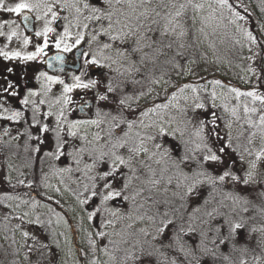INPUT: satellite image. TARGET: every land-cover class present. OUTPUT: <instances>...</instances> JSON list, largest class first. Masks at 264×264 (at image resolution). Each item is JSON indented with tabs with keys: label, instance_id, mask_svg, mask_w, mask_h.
Masks as SVG:
<instances>
[{
	"label": "snow or ice",
	"instance_id": "1",
	"mask_svg": "<svg viewBox=\"0 0 264 264\" xmlns=\"http://www.w3.org/2000/svg\"><path fill=\"white\" fill-rule=\"evenodd\" d=\"M152 2L153 0H52L51 3H43L46 8L44 16L51 15V20L45 21L43 31L35 33L37 37L43 36V43H37L35 51L23 59L31 61L44 54V49L49 46L48 34L56 31L50 25L59 19L68 20L67 15L61 17L60 13L74 10L77 14V28L81 26L79 17L83 16L88 22L83 23V29H89L90 23L93 25L87 37L85 31H77L74 42L67 43L66 37H70L71 32L70 25L65 24L61 34L55 39V47L68 53L86 42L89 48L95 44L97 50L80 51L83 64L77 68L79 74L72 75L71 84L58 76H49L46 72H41L40 76L48 82L43 86L46 92L50 91L48 87L50 84L63 85L62 94L55 101L57 104H69L71 98L66 94L74 89H95L93 103L85 101L81 110L84 107H95L96 118L70 121L63 107L55 114L51 111L43 113L40 118V109L36 106L32 111L27 140L29 142L35 140L32 151L39 153L41 145L48 139L45 134L50 133L51 147L43 156L56 161L62 157L70 158L72 163L58 171L67 173L76 171L87 181L83 183V191L77 194V201L81 205H94L88 212V220L103 212L113 218L102 221L104 227L124 219L131 221L127 224L128 229H132L135 223L147 224L138 231L118 233L124 243H128L125 237H135L131 246L125 249V264H205L206 261L215 264L221 246L230 245L234 251L240 239L247 240L251 236L250 232L244 236L246 224L243 219H232L228 212L221 209L229 207V204L225 203L228 201L233 206L232 213H235L236 206H242V210L248 212L247 205L251 201L243 190L253 185H261L259 197L264 200V179H257L258 167L264 162V148L255 152L249 147H243L241 150L237 142L243 136V132L233 137L232 124L228 123L226 125L228 131L222 134L216 123L219 117L215 112L211 114V120L199 119L195 115L197 110L205 108L204 103L199 102V89L195 85L171 82L170 73L174 72L178 78L187 76L193 73V69L186 65L196 63L194 58L185 53V49L196 46V37L193 33L191 42L185 43L189 37V30L186 27L187 22H182L181 17L189 8L196 13L204 9L205 5L194 0H185L183 3H177L176 0H158L156 7H150ZM217 2L221 8L232 7L228 0ZM40 8L41 2L29 3L21 0L14 6H6L5 0H0V10L18 16L24 10L33 12ZM157 8L167 11L162 15ZM215 11L213 9L208 17H200V23L206 26L215 18ZM234 15L239 16V13ZM157 18L166 22L160 28H153V25L160 23V19ZM29 19L28 15L23 16L24 22H28ZM35 19L41 20L42 17L37 14ZM188 20H191V27L194 28L197 16L192 15ZM13 24L15 21L4 20L0 22V29L6 25L11 27ZM198 31L204 33V27ZM4 35L5 33L0 31V36ZM16 35L17 32L13 29L7 39L11 40ZM246 35L251 42H256V37L250 32ZM165 37L171 39L165 42ZM24 43H29L27 37ZM0 55L9 57L7 52H0ZM20 55L19 52H13L11 57ZM161 57L165 59L161 61ZM52 59L61 65L64 64L63 56L56 55ZM161 64L168 66V70H162L160 77L153 79L151 83L169 85L173 88L169 102L142 109L138 118H131L136 117L137 113V108H133L132 104L145 97L147 93L141 91L138 94H128L125 89L129 84L140 83V80L135 79L136 74L152 75ZM94 68L106 69L107 71L101 72L100 75L107 78L101 80L93 77L86 82L83 81L81 77L86 76ZM60 71L64 72V68L61 67ZM166 75L169 76L168 79L164 78ZM117 76L126 78L117 83L115 82ZM214 83L220 84V81ZM12 88L13 85L8 84L3 92L12 96L17 95L14 90L9 92ZM188 90L193 97L190 106L187 104L189 97L183 95ZM231 91L236 92L237 96H250L264 103V96H257L254 91L240 93L235 88ZM178 93L185 101L184 106L171 103L178 101ZM36 95L37 92L29 90L28 95L23 97L20 103L35 104L29 97ZM212 96L215 98L214 92ZM39 103L44 104L45 101L40 100ZM107 105L112 107L106 110ZM169 107L175 108L177 114L167 112L161 114L159 111ZM0 108H3V112H9L3 104H0ZM249 111L254 113L257 109L249 110L245 107V112ZM189 112L194 115L189 116ZM149 114H157L158 119L145 123L144 118ZM53 115L55 126H50L44 121ZM232 115L236 116L235 109L232 110ZM0 118L19 122L22 119V112L12 110L7 116L0 113ZM236 118L239 119L238 116ZM194 121L195 131L189 133L188 127L193 125ZM105 123L106 131L101 129L105 132L104 136L98 131L89 139L87 132L80 133V129L86 125L100 129ZM248 124L251 127H258L264 134V115L260 116L258 124L251 120H248ZM32 128L36 129L35 134L31 131ZM255 135L256 133L252 132L248 136L249 145ZM75 140H79V144L74 143ZM25 150H28L27 145ZM253 156V159L246 158ZM202 191L205 192L202 200L189 211L191 202L194 198L201 197ZM218 191L224 194L221 200L216 199L215 194ZM81 196L84 198L81 199ZM116 201L123 206L131 205V210L122 212L116 206ZM213 202L215 206L209 208ZM146 206L149 209L155 206L156 211L152 214H148L147 211L141 212ZM259 211L264 212V208ZM178 213L180 215H177ZM22 235L27 238L29 233L23 232ZM96 235L103 238L108 233L98 231ZM89 243L95 247V242L91 239ZM162 248L169 249L176 255L169 258L161 251ZM244 250H247L246 246ZM223 258L229 259L228 256ZM255 259L258 261L260 257ZM241 264L246 262L242 260Z\"/></svg>",
	"mask_w": 264,
	"mask_h": 264
},
{
	"label": "rangeland",
	"instance_id": "2",
	"mask_svg": "<svg viewBox=\"0 0 264 264\" xmlns=\"http://www.w3.org/2000/svg\"><path fill=\"white\" fill-rule=\"evenodd\" d=\"M21 0H5L6 6H14ZM29 3L41 2V8L28 12L24 10L19 16L15 13H8L0 10V22L4 20L15 21V24L5 26L0 31L5 33L0 36V52H7L9 57L6 58L0 55V104L9 109V112H3L0 108V113L4 116L10 115L12 110L22 112V119L19 122L9 121L0 118V174L2 179L15 190V193L0 196V264H125L124 259L109 249L107 243L113 241L114 245L123 250L129 248L134 242L135 237L125 239L128 243H124L118 233L138 231L141 227H146V223H135L132 229L127 228V224L131 223L127 219L118 220L115 224H109L106 227L102 226V221L113 219L106 213L101 212L92 220H88V212L93 209V204L81 205L77 201V194L83 191V183L87 181L81 173L73 171L71 173L59 172L58 169L70 165L72 162L69 159L61 158L59 161L51 158H46L43 153L50 150L51 134H45V144L41 145V151L35 153L32 149L35 147V140L29 142L27 140V131L30 128V119L33 108L38 106L40 114L51 111L57 113L63 107L68 120H87L96 118L94 108H88L85 114L79 113L77 102L80 99V94L86 89H74L66 95L71 98L67 105L57 104L56 98L60 97L63 91V85L50 84V91H45L44 85L48 82L44 77L40 76L41 72H46L49 76H57L47 71L45 68V57L49 50H58L55 47V39L61 34L63 26L69 24L70 37H66L67 43H73L77 31H85L86 37L90 33L93 25L89 24V29H83V23H88L79 17V28L77 24V14L74 10L60 13V16H68V20L59 19L53 22L50 26L56 31L49 33V46L44 49V54L38 56L35 60H25L23 57L35 51L37 43H43V36L37 37L31 35L23 26L21 16L25 13H30L34 18L37 14L41 15V20L35 19V33L43 31L45 21L51 20V15L44 16L46 8L43 3H51L52 0H26ZM158 0H153L150 7H156ZM177 3H183L185 0H176ZM196 3H203L204 9L194 13L189 8L186 14L181 17V21H186V27L189 30V37L185 43L191 42L193 33L196 37V46L185 49L187 56L196 60V63L189 66L193 69V73L184 77H176L175 73H170L171 82L175 83H191L198 89L207 87V82L201 81L208 78L210 99L215 105H224L230 112L231 119L220 123L219 130L222 134L228 131L226 125L232 124V135L236 137L241 132H245L246 128L250 129V134L255 132L256 135L252 138V143L247 147L254 152L264 148V139H262L261 130L258 127H251L248 120L254 124L259 123V118L264 115V103L260 100H254L250 96L239 95L231 89H238L240 93L254 91L257 96H264V0H228L232 6L231 9L221 8L217 0H194ZM211 5V8H209ZM215 9V18L210 20L208 24L202 25L199 21L200 17H208L212 10ZM163 15L167 9L161 10ZM239 13V16L234 15ZM196 15L197 23L195 27H191V20L188 17ZM243 17V19H240ZM160 19V18H157ZM166 21L160 19L158 25H153V28H160ZM204 27V33H200L199 28ZM15 29L16 36L11 40L7 36ZM251 33L256 37V42H251L246 33ZM28 38L29 43L25 44L24 39ZM167 42L171 37H165ZM79 48H84L85 51L93 52L97 50L95 44L89 48L86 42L74 48L73 54ZM60 51V50H58ZM13 52H19L20 57L12 58ZM63 52V51H61ZM66 53V52H65ZM161 61L165 58L161 57ZM151 67V65H149ZM11 69V71H9ZM104 72L106 69H101ZM167 71L168 66L162 65L157 67L152 75H149L151 80L158 79L161 71ZM147 73L141 75L136 74L135 79H141ZM148 75V74H147ZM37 77H40L37 79ZM66 83L68 79L64 76H58ZM97 77V76H96ZM103 76L98 75V78ZM131 79V77H127ZM168 79L169 76L164 77ZM220 81V84H215L214 81ZM12 84L13 88L9 92L15 91L17 95L12 96L3 92V89ZM127 89V88H126ZM29 90L38 93L36 96L29 97V103L23 105L21 99L28 95ZM93 90V89H91ZM91 90H86L87 93L93 96ZM173 88L169 85L154 84L152 86V94L156 97L152 98L147 107L143 104L140 109L153 107L154 104L168 103L170 94ZM215 93V98L212 94ZM178 101H172V104L179 103L184 106L185 101L181 94H177ZM183 95L189 97L187 104L190 106L193 103V97L190 90ZM199 102L202 103L200 91L198 92ZM44 100V104L39 101ZM94 101V97H93ZM107 108L111 105L105 106ZM245 107L249 110L256 108V112H245ZM236 110V116L232 115V110ZM139 108L137 107V115L139 117ZM162 113L167 112L176 115V109L169 107L166 110H159ZM201 111L197 110L195 115ZM114 114V112H113ZM194 115L189 112V116ZM203 117V115H202ZM201 119H205L202 118ZM179 118V117H178ZM200 119V117H198ZM157 114H149L145 117V123H150L157 120ZM50 126H55V115L50 116L46 121ZM195 121L193 125H189L188 132L194 133ZM107 124L101 125L98 129L95 126L86 125L80 129V133L87 132L88 138L91 139L92 134L100 132L104 136ZM7 130V135H5ZM136 129H134L135 131ZM33 134L36 129L32 128ZM23 134V135H21ZM74 143L79 144V140ZM102 143V141H101ZM27 145L28 150H25ZM253 159V157H246ZM75 168V165L72 164ZM83 167V164L80 165ZM38 169L40 176L39 186L32 189L31 179L32 171ZM259 175L257 179H264V162H261L258 167ZM23 181V183H21ZM59 189V191H56ZM87 195V194H85ZM81 199L84 197L81 196ZM116 206L122 212L130 211L132 206L120 205L119 201L115 202ZM112 205L110 204L109 207ZM147 211L152 214L156 211L153 206L149 209L147 206L141 212ZM251 211V210H250ZM249 212V211H248ZM27 214V215H25ZM136 213H133L135 215ZM247 215V214H246ZM248 216V215H247ZM241 218V216H240ZM255 236L258 239L259 246L264 252V218L257 226L255 222ZM248 230V227L246 228ZM98 231L108 233L101 238L96 235ZM28 232L29 236L25 238L22 233ZM95 242V247L89 243V240ZM150 239V237L148 238ZM105 248L107 251H105ZM260 259H255L254 264H264V255H259Z\"/></svg>",
	"mask_w": 264,
	"mask_h": 264
},
{
	"label": "trees",
	"instance_id": "3",
	"mask_svg": "<svg viewBox=\"0 0 264 264\" xmlns=\"http://www.w3.org/2000/svg\"><path fill=\"white\" fill-rule=\"evenodd\" d=\"M106 78L107 77L103 76L100 79L103 80ZM125 78L126 77L117 76L115 82L118 83ZM137 80H140L139 84H135V85L129 84L127 86V89H125V91H127L128 94H134V93L138 94L141 91L147 93V95L145 97H141L138 102H134L132 104L133 108H137V107L139 108V110H138V112H139L140 110H142V109H140L141 105L144 104L147 107V105L151 102L152 98H154L156 96L154 94H152V92H149V89H151V91H152V86H153V83H151L152 80L149 77V75L146 74V75H144V77L141 76V79H137ZM201 82L202 83L207 82L208 84H207V87H205L204 89H202V88L199 89L200 94H201L202 103H204L205 108L200 110L201 116H200V113H198L197 116L200 117V119H201V117L203 115L202 118H206L208 120H211L212 119L211 114L213 112H215L216 115L219 117V119L217 121H219L222 124L225 123V121L231 119L230 112L227 110V108L224 105H222V104L215 105L212 102V100L210 99L208 78L203 79ZM91 91L94 93L95 89H93ZM114 114H115V112H114ZM217 121H216V123H217ZM249 135H250V129L246 128L243 136H241L240 140L237 142L240 144L241 150L243 149V147H247V143H248L247 139H248ZM39 183H40L39 171H38V169L35 168L32 171V179H31L32 189L38 187ZM243 191L245 194L248 195V198L251 201V203L249 205H247V207L249 208V212H244L242 210V206H236L235 213H232V207L233 206L228 201H225V203L229 204V207L222 208L221 210L228 212L232 219H235V220L243 219V221L246 224V228L248 227V230H246V228L244 230V236H247L249 232L251 233V236L247 240L240 239L239 242L237 243L236 250H234V251L231 249L230 245L221 246V248L219 249V252H218V258L215 260V264H241L242 260L245 261L246 264H254L255 258L257 256L264 255L263 250L259 246L258 239L255 236L256 235L255 231H252V229H256L255 222H257V226H258L259 223H261L263 221V218H264V212L259 211V209L264 208V200H262L259 197V192L261 191V185H253L252 187H250L248 189H244ZM12 193H15V190L12 189V187H10V185L4 181V178L2 179L1 174H0V196H6V195H9ZM204 195H205V192L202 191L201 197L194 198L193 201L191 202V205L189 206L188 210L190 211L191 207L195 206L196 203H199L202 200V197ZM223 195L224 194L222 192H219V191L215 194L217 200L223 199ZM253 205H255V207H253ZM213 206H215V202H213L212 205H209V208H211ZM177 215H180V214L178 213ZM240 216H241V218H240ZM186 218L187 217L185 215V219ZM245 246H246L247 250H244ZM107 249H109L111 252H113L114 254H116V255H118L124 259L125 250L118 247L117 245H114L113 243L108 242L107 243ZM161 251L166 253V255L169 258L174 257L176 255V253L172 252L169 249L162 248ZM224 256H228L229 259L225 260L223 258ZM161 259L163 260L164 258L161 257ZM205 264H212V262L206 261Z\"/></svg>",
	"mask_w": 264,
	"mask_h": 264
},
{
	"label": "flooded vegetation",
	"instance_id": "4",
	"mask_svg": "<svg viewBox=\"0 0 264 264\" xmlns=\"http://www.w3.org/2000/svg\"><path fill=\"white\" fill-rule=\"evenodd\" d=\"M28 32L31 35H33L32 32H30V31H28ZM34 35H35V32H34ZM80 51H85V50H76L73 54H68L65 52L58 51V50H49V52H47V56L45 57V68H46V70L51 72L54 75L66 77L69 81V84H71L73 82L72 81V75L73 74H79V72L77 71V68H79L83 64V58H81L79 55ZM58 52H61V53L66 55L64 58V64L61 65L58 61L53 60L51 58V60H50L51 67H49V62L47 65L46 59L48 57L55 56ZM61 67L64 68V72L60 71ZM102 72H104V71L102 70ZM100 73H101V69H95L94 68L91 71H89L86 76H82L81 79L86 82L89 78H93L96 76L98 77V75H100ZM77 96H80V99L77 102V109H78L79 113L85 114L88 112V108H91L92 110L95 108V107H84L83 110H81V106L84 104L85 101H88L89 104L93 103V96L91 94L89 95L86 90H84L83 94H80Z\"/></svg>",
	"mask_w": 264,
	"mask_h": 264
},
{
	"label": "water",
	"instance_id": "5",
	"mask_svg": "<svg viewBox=\"0 0 264 264\" xmlns=\"http://www.w3.org/2000/svg\"><path fill=\"white\" fill-rule=\"evenodd\" d=\"M24 15H28V16L30 17V19H29L28 22H24V21H23V16H24ZM21 22H22L23 26L25 27V29H26L27 31L32 32V34L34 35V32H35V18H34L30 13H25V14H23V15L21 16ZM78 50H84V48H79ZM56 55L63 56L64 58H65V56H66L65 54H63V53H61V52H58ZM56 55H55V56H56ZM52 57H54V56L48 57V58L46 59V61H47V65H48V62L51 60ZM101 72H102V70H101Z\"/></svg>",
	"mask_w": 264,
	"mask_h": 264
}]
</instances>
